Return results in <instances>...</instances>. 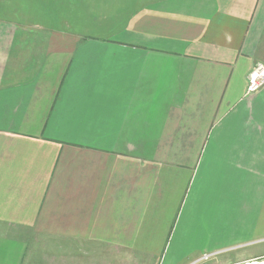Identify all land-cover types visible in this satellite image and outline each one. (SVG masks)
<instances>
[{"label": "crops", "instance_id": "crops-1", "mask_svg": "<svg viewBox=\"0 0 264 264\" xmlns=\"http://www.w3.org/2000/svg\"><path fill=\"white\" fill-rule=\"evenodd\" d=\"M257 65L264 0H0V264L222 249L264 192Z\"/></svg>", "mask_w": 264, "mask_h": 264}, {"label": "rangeland", "instance_id": "rangeland-1", "mask_svg": "<svg viewBox=\"0 0 264 264\" xmlns=\"http://www.w3.org/2000/svg\"><path fill=\"white\" fill-rule=\"evenodd\" d=\"M252 197L257 193H249ZM264 192L259 193V196L255 198H250L251 203L257 202L261 204L260 206L255 207L253 204H250L248 207H245V223H234V231L232 233L230 223H218L215 224V230L211 233L212 238H218L223 244H226L217 251L207 250V254L202 256H196L187 261L186 264H256L258 262H264ZM235 220H237L235 218ZM240 226V228H237ZM208 227V224H205L203 228ZM211 232V231H210ZM240 233L245 234V239L238 242H230L234 235V238H238ZM207 236H209L207 234ZM197 241L196 243H198ZM230 242V244H228ZM191 241H188V244L182 246V251L189 250V245ZM202 245V240L200 241ZM213 247V246H212ZM171 252L175 251V242L170 250ZM32 257V256H31ZM33 258V257H32Z\"/></svg>", "mask_w": 264, "mask_h": 264}, {"label": "built area", "instance_id": "built-area-1", "mask_svg": "<svg viewBox=\"0 0 264 264\" xmlns=\"http://www.w3.org/2000/svg\"><path fill=\"white\" fill-rule=\"evenodd\" d=\"M249 89L254 91L264 84V68L257 65L255 70L248 75Z\"/></svg>", "mask_w": 264, "mask_h": 264}, {"label": "bare ground", "instance_id": "bare-ground-1", "mask_svg": "<svg viewBox=\"0 0 264 264\" xmlns=\"http://www.w3.org/2000/svg\"><path fill=\"white\" fill-rule=\"evenodd\" d=\"M256 264H264V262H258V263H256Z\"/></svg>", "mask_w": 264, "mask_h": 264}]
</instances>
